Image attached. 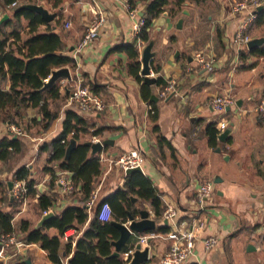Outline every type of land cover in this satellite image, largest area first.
Segmentation results:
<instances>
[{
  "label": "crops",
  "instance_id": "obj_1",
  "mask_svg": "<svg viewBox=\"0 0 264 264\" xmlns=\"http://www.w3.org/2000/svg\"><path fill=\"white\" fill-rule=\"evenodd\" d=\"M150 1L131 0L139 18H147ZM236 1L240 0H186L179 5L177 0H169L148 27L150 39L155 40L152 50L157 52L150 63L151 75L156 81L145 83L140 71V50L150 39L143 41L140 36L145 23L138 33L134 31L139 18L130 16L123 0H65L57 7L50 0H26L56 12L53 21L64 42L61 50L73 56L76 65L73 68L64 65L69 67L72 79L57 81L60 96L54 99L48 95L49 107L58 115L47 127H42V115L34 107L27 108L25 120L19 123L0 120V141L7 136L21 140L20 151H10L6 157H0V209L13 213V230L21 238L25 235L20 229L22 221L28 220L30 227H37L44 210L57 213L80 203L81 184L75 192L64 193L55 180L58 171L67 169L56 165L53 179L52 172L47 170L51 166L50 152L40 146L63 129L66 111L75 109L89 127L87 132L80 131L77 144L86 140H112L97 153L92 154L90 147L89 156L98 157L101 163L99 174L94 176L97 195L91 207L86 204L88 220L85 224L67 229L68 240L64 234L61 236L59 253L63 264H69L78 238L89 228L101 204L124 184L126 173L114 160L132 148L142 151L143 174L152 180L161 195L164 210L168 204L177 209L178 221L191 220L199 185L203 181L214 183V191L204 210L208 223L205 233L215 234L219 242L211 249H204L198 243L195 254L182 264L264 263V117L258 110V103L264 98V54L248 46L250 54H245L243 46L237 47L231 42L241 16L232 11ZM99 8L107 17L104 26L95 40L78 49ZM257 13L249 28L252 38L264 37V0ZM181 17L183 22L178 28ZM67 22L71 23L69 27L65 26ZM23 23L27 25L28 19L23 18ZM44 28L42 25L41 30ZM130 46L137 49L138 56L130 53ZM255 47H264V42ZM200 52L214 59L212 70L197 63L195 55ZM137 61L141 79L135 73ZM77 75H81L92 90L101 93L104 110L83 111L70 103ZM171 80L176 90L163 96L164 86ZM9 84L8 80L2 81V89L9 90ZM143 84L147 86L144 88ZM222 91L231 94L234 103L231 109L218 112L209 100ZM146 92L150 93L149 98H145ZM152 94L157 99H152ZM4 110L6 108H0V115ZM9 123L24 124L26 133H14L8 128ZM210 123L216 124L219 134L232 127L225 141L217 138L216 146L209 142L207 127ZM95 130L100 132L95 134ZM22 167L27 169L28 178L34 183L28 194L29 208L24 210L28 211V217L19 208L20 202L11 196L8 184L9 180L17 179L14 174ZM67 171L73 177V172ZM43 193L54 197V203L42 212L38 199ZM132 199L134 209L149 211V216L156 220V228L133 232L134 237L122 247L119 257L125 259L122 252L146 235L149 237L142 245L149 246L150 258L145 264H161V256L172 243L166 236L173 225L163 213L155 214L150 200L134 195ZM133 215L139 218V211ZM128 220L129 216L125 221ZM43 231L50 237L58 234L55 227ZM70 240L72 248L67 252L66 244ZM25 241L24 254L7 260L6 264H19V261L55 264L41 243ZM113 251L112 244L111 253ZM28 258L30 262L26 261ZM0 264H3L1 259Z\"/></svg>",
  "mask_w": 264,
  "mask_h": 264
},
{
  "label": "trees",
  "instance_id": "obj_2",
  "mask_svg": "<svg viewBox=\"0 0 264 264\" xmlns=\"http://www.w3.org/2000/svg\"><path fill=\"white\" fill-rule=\"evenodd\" d=\"M12 1V0H7ZM19 4L26 0H18ZM32 1V0H30ZM55 7L62 4L65 0H50ZM186 0H177L181 4ZM169 0H151L146 22L141 31L143 41L150 39L148 27L152 20L158 15ZM17 5V6H18ZM16 6V7H17ZM6 9L9 17L0 22V108L5 109L0 115V120L16 122L24 121L27 116V108L34 107L42 115L40 122L42 127H47L50 120L55 119L58 113H54L48 102V95L51 98L59 97V84L57 82L52 86L41 90L44 82L52 74L54 67L69 65L73 68L76 65L75 58L65 55L62 52L64 42L58 30L55 28V22H47L41 14L28 9ZM23 18L28 19V24L23 23ZM45 28L41 30V26ZM133 56H138L137 49L130 46ZM257 48V49H255ZM252 51H259L264 54V47H255ZM140 62H136V75L139 74ZM8 80L9 90H4L1 83ZM147 84H143L145 88ZM150 93L146 92L145 98H149ZM157 112L155 113V116ZM37 121V117L34 119ZM62 130L56 136L43 141L40 146L50 152V167L47 170L52 172L53 179L56 177L55 166L61 169H67L73 172V182L75 185L81 184L80 203L69 205L62 211L54 213L53 216L45 220L40 227H30L28 220L22 221L20 229L25 231L23 238L27 241L41 243L42 247L48 250L49 258L55 264H63L59 249L64 232L73 227L79 228L88 220L86 211V202L89 194L94 190V176L100 172L101 163L98 157H90V147L83 143L77 144L70 157L65 160L69 136L79 138L80 131L87 132L85 118L77 110H67L62 123ZM100 130H95L98 134ZM209 142L217 145L219 129L215 123H210L207 127ZM21 140L4 137L0 141V157H6L11 151H20ZM55 164V165H54ZM17 179H26L30 189L33 186V180L28 178L27 169L22 167L16 171ZM124 184L114 191L105 201H108L114 211L113 218L121 221L128 219V216L135 214L139 209L133 208L132 195L151 201L155 207V214L163 213V199L153 185L152 180L146 177L141 171H132L125 175ZM39 208L43 212L54 203V197L43 193L40 195ZM13 213L5 212L0 209V230L1 232L13 230ZM55 227L58 234L52 237L44 233L45 228ZM118 229L111 221H102L97 216L94 217L91 225L78 238L73 256L69 259V264H126L127 259L119 256L108 258L111 253V243L114 237H117ZM72 248V241L66 244V251ZM19 264H24L19 261Z\"/></svg>",
  "mask_w": 264,
  "mask_h": 264
},
{
  "label": "built area",
  "instance_id": "obj_3",
  "mask_svg": "<svg viewBox=\"0 0 264 264\" xmlns=\"http://www.w3.org/2000/svg\"><path fill=\"white\" fill-rule=\"evenodd\" d=\"M125 6H127L130 16L139 18L136 12V8L132 6L131 0H123ZM19 4L18 0H0V14L4 13L6 9H13ZM263 4V0H240L236 1L232 6L233 13H241L239 17L234 33L231 37V42L241 47L247 45L249 40L252 39L249 28L254 22V19L258 15L259 7ZM107 17L104 11L100 8L97 10V15L93 17L87 30L84 33L83 39L80 41L78 49L89 45L90 42L98 37L100 29L104 26ZM146 22V18H139L137 23L134 24V31L138 33L141 27ZM71 25L70 22L66 23V27ZM195 59L199 65L206 69L212 70L213 58H207L204 52L197 53ZM176 90L174 80L169 81L162 91V95ZM70 103L77 106L78 109L83 111H102L105 108V103L101 93L92 90L89 85L85 84L82 76L77 75L74 80L73 89L71 90ZM234 103V98L230 94L214 95L210 98L209 104L214 110L220 112L225 110L228 106ZM258 110L264 117V98L258 103ZM8 128L14 133L20 135L26 133L22 125L9 123ZM115 163L126 173V170L130 167H141L144 165V155L139 148H132L127 152L119 155L115 160ZM12 188L10 189L11 196L18 202L25 204V199L29 194L30 187L24 179L12 180ZM56 183L60 184L64 193L75 192L78 186L73 182V177L67 170H61L57 172ZM214 191V183L211 181H203L196 192V199L194 200L195 209L191 213V220L178 221L177 209L168 204L163 212L164 218L167 222L172 223L173 228L168 231L167 238L172 240L169 250H167L160 258L161 264H182L191 255L195 254V249L198 243L203 245L204 249H211L217 246L219 242L218 236L211 233H205L207 228V219L204 217V210L207 207L208 200L211 198ZM96 190L94 189L87 197L86 204L91 207L96 198ZM49 212L44 210V213ZM114 211L108 201H104L96 212V216L102 221H111L113 219ZM130 220L125 221V224L129 226ZM70 234L67 230L64 232V237L67 240L70 238ZM149 236H141L140 242L143 244L147 241ZM26 245L24 238H21L19 234L14 230L4 231L0 233V259L3 264L6 261L21 254L23 247ZM136 244H132L130 248L124 250L122 254L125 259L132 257V252L135 249ZM264 264V263H263Z\"/></svg>",
  "mask_w": 264,
  "mask_h": 264
},
{
  "label": "water",
  "instance_id": "obj_4",
  "mask_svg": "<svg viewBox=\"0 0 264 264\" xmlns=\"http://www.w3.org/2000/svg\"><path fill=\"white\" fill-rule=\"evenodd\" d=\"M28 9L31 11H36L41 14L42 18L45 19L47 22L53 21L56 15V12H50L48 8H46L43 4L37 3V2H25L20 5H18L15 9V11L19 9ZM261 7H259L260 9ZM185 13H188L187 10L184 11ZM9 17L8 13H4L0 17V22H3L5 19ZM183 22V17L179 19L177 23V27L181 28ZM264 42V37H254L247 43V46L249 49H253L255 46L261 44ZM155 43L154 39H150L145 45L142 46L140 53H141V73L144 76V82L146 83H154L156 81V77L151 75V59L157 54L156 51L152 50V47ZM52 74L48 79L45 80L44 85L41 87V90L46 89L53 84H55L58 80L62 78H67L68 80L72 79V74L70 73V69L68 66H60L57 68H54L51 72ZM151 98L157 99V96L155 94H152ZM227 109H231V107H227ZM231 126L225 128L220 132L218 135L219 141H225L228 133L231 131ZM112 140V139H111ZM110 139H103V140H86L83 142L84 145H87L91 147V153H97L99 151H102L105 147V144L111 142ZM77 144L76 138L72 137L69 140L68 147L66 150V154L64 159L67 160L70 155L72 154V151L75 149ZM220 150V148H218ZM132 171H141L143 172V168L137 166V167H130L126 170V174H129ZM220 180H217L216 182H219ZM12 180L8 181L10 189L12 188ZM54 215L53 211H49L47 213H44L41 218L40 222L37 224V227H40L45 220L50 218ZM130 217V224L127 226L124 222L113 218L111 220V223L114 224L119 231L118 238L114 239L112 241V244L114 246V251L109 255L108 257H114L115 255L120 256V251L122 247L126 246V244L132 240L134 237L133 232H145L150 229L156 228V220L149 216V211L147 209H139V218H136L133 214L129 215ZM151 240V236L148 239V242ZM150 253H149V246H143L142 243L139 241L136 243V247L132 252V257L126 264H145L149 261ZM27 262H30L31 260L28 258L26 259Z\"/></svg>",
  "mask_w": 264,
  "mask_h": 264
},
{
  "label": "rangeland",
  "instance_id": "obj_5",
  "mask_svg": "<svg viewBox=\"0 0 264 264\" xmlns=\"http://www.w3.org/2000/svg\"><path fill=\"white\" fill-rule=\"evenodd\" d=\"M244 52H245V54H250V52H249V50H247V45H243V49H242ZM219 94H229L228 92H224V91H222V92H219V93H217V94H214V95H219ZM213 95V96H214ZM231 95V94H230ZM221 112V111H220ZM23 125V127L26 129V127H25V125L24 124H22ZM26 131H27V129H26ZM25 204L23 203V202H21V203H19L20 205H19V208L21 209V211L23 210H25L26 208H29V204H30V197H29V195L26 197V199H25ZM25 212V216H27L28 217V215H27V212L26 211H24ZM33 218H37V216H34ZM32 220H34V219H32ZM17 223V222H16ZM18 224V223H17ZM17 228V227H16ZM17 232V231H16ZM25 249H26V246H24L23 247V250H22V252H21V254L20 255H23L24 254V252H25ZM18 256H15L13 259H15V258H17ZM22 260V259H21Z\"/></svg>",
  "mask_w": 264,
  "mask_h": 264
}]
</instances>
